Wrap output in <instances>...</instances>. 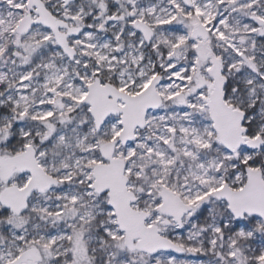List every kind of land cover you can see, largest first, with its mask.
Here are the masks:
<instances>
[{
  "label": "snow or ice",
  "instance_id": "snow-or-ice-1",
  "mask_svg": "<svg viewBox=\"0 0 264 264\" xmlns=\"http://www.w3.org/2000/svg\"><path fill=\"white\" fill-rule=\"evenodd\" d=\"M0 264H264V0H0Z\"/></svg>",
  "mask_w": 264,
  "mask_h": 264
}]
</instances>
